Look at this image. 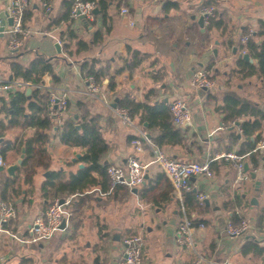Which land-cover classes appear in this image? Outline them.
Returning a JSON list of instances; mask_svg holds the SVG:
<instances>
[{
  "label": "crops",
  "instance_id": "obj_1",
  "mask_svg": "<svg viewBox=\"0 0 264 264\" xmlns=\"http://www.w3.org/2000/svg\"><path fill=\"white\" fill-rule=\"evenodd\" d=\"M7 1H0V28L8 18ZM29 1L32 17L27 22L29 34L21 49L22 59L29 61L35 54L46 56L54 63L58 79L56 82L46 74L41 84L26 85L24 89H64L72 108L79 100L86 101L91 112L99 116L103 137L109 144L101 164L122 165L130 154L150 164L151 148L143 142L138 151L132 140L143 131L150 141L162 133L159 126L149 128L147 123H140L138 116L131 117L133 125H129L107 102L129 95L138 102L169 105V101L182 97L192 113L191 121L181 126L186 144L160 148L182 161L210 160L214 177L191 179L189 192L195 194L194 199L198 193H205L207 198L190 213L205 222L193 231L195 250L181 247L175 238L176 227L183 218L181 201L156 164L149 165L147 178L138 188L116 186L106 191L97 184L83 190L84 148L63 143L57 126L39 136H35V129L10 126L0 136V154L1 149L8 147L5 155L1 154L6 165L0 166V202H12L16 215L6 225L9 232L0 230V264H120L124 239L130 235L143 239L142 264H193L198 254L203 259L201 264H264V149L256 150L264 144V79L258 74L247 76V70L238 64L243 59L240 55L246 53L239 49L245 42L244 33L248 30L256 34L261 29L264 0H169L178 6L167 11L164 0H124L121 5L114 0L108 10L110 30L100 14L94 15V25L86 24L82 18L74 20L79 37L91 44L94 32L104 33L103 40L77 57L63 52L60 36L67 23L54 24L66 0H49L52 10L48 13L43 8L44 0ZM210 1L217 15L212 26L206 20L202 26L200 9ZM124 6L130 10L127 16L120 14ZM8 25L6 22L5 28ZM257 41L261 43L263 37L257 36ZM7 44V34L0 32V80H17L11 77L12 53ZM129 47L145 55L133 71L125 65ZM83 57H98L102 64H109L116 83L114 90L108 88L109 79H105L100 93H88L79 64ZM249 63L258 67L256 59ZM200 68L207 69L214 80L212 89L191 86V77ZM8 94L9 91L0 90V106ZM229 96L253 104L262 112L250 118L262 123L251 138L254 141L259 137L254 149L261 156L259 165L254 168L249 155H244L242 161L249 164L248 177L239 182L237 161L223 155L238 154L246 141L241 125L249 117L235 122L224 120L219 108ZM68 115L69 111L64 118ZM3 118L4 114H0ZM22 148L23 163L12 176L7 168L18 161ZM250 172H255L256 177ZM57 198L71 201L73 215L69 224L47 241H32L30 226ZM235 216L250 224L248 233L238 238L226 232ZM249 243L257 244L262 251L245 252L243 247Z\"/></svg>",
  "mask_w": 264,
  "mask_h": 264
},
{
  "label": "trees",
  "instance_id": "obj_2",
  "mask_svg": "<svg viewBox=\"0 0 264 264\" xmlns=\"http://www.w3.org/2000/svg\"><path fill=\"white\" fill-rule=\"evenodd\" d=\"M77 1L78 0L64 1L62 11L54 21V24L57 26H61L64 22L67 23V27L60 36L63 43V52L67 56L76 57L83 51H87L92 44H98L103 40L104 35L103 30L94 32L92 44L79 37L77 30L73 26L75 18L72 16V9ZM81 1H90L93 2L95 6L99 7L103 23L106 25L107 31L110 30V26L107 27V21L108 18H110L108 10L111 1L114 0ZM123 1L124 0H118V5H121ZM164 1L166 11L178 6L177 2H171L169 0ZM212 4L213 2L210 1L207 5ZM216 13L217 10H215L214 16L210 18L209 24L211 26L217 15ZM31 17L32 10L28 7L24 14L25 28H27V22ZM82 19L86 24H95V16L94 20H89L85 17ZM259 23L261 29L256 34L248 30L244 33V36L248 35V39L242 43L239 48L241 52L246 51L256 59L258 61V67L256 64L246 62L243 59H240L238 64H242L244 69L247 70V76L258 74V76L264 79V21H260ZM257 36L263 37L261 43L257 41ZM22 51L14 52L9 56L11 77L13 79L32 85L41 84L46 74H50L54 81L58 79L54 63L46 56L35 54L31 60L24 61L22 59ZM144 59L145 55L129 47V55L125 58V65L133 71ZM101 62V59L98 57H83L79 60L80 68L85 76H93L95 81L101 83L103 86L105 79H109L107 86L109 89L114 90L116 83L114 81V76L110 74L109 64H102ZM24 88L25 86H21L13 89L9 91L8 98L3 97L1 99L2 105L0 106V114H4V118L0 119V136H2L4 130L10 126H22L27 129H35V136L47 134L49 131L54 130L55 125L51 122L49 117L51 92L35 87L31 88L28 93L27 89L25 90ZM117 107L127 109L130 116L133 118L138 116L140 123H147L149 128L155 126L161 127L162 133L151 140L155 145L162 147L163 145L186 144L185 133L183 132L184 128L174 124L170 107L164 102L158 104H151L148 101L138 102L127 95L118 99ZM219 109L222 114H224L225 121L235 122L240 117H249L245 119L241 125L246 141L242 144L238 154L241 156L249 155L253 167H258L261 156L259 152L254 151V149L259 137L257 136L254 141L251 138L255 131L262 127V123L258 118L254 120L250 118L259 114L261 115L262 112L257 109L255 105L242 103L234 96L226 97L224 104ZM68 111L69 115L57 126V131L63 143L85 149L81 158L82 161L86 163V166L81 170V174L86 178L85 182L82 184V189L85 190L97 184L101 185L106 191L111 189V180L107 173L108 165L101 164V159L109 150V144L103 137L99 116L93 114L87 102L82 100L76 103L75 108H72V104L68 100L67 112ZM262 117L264 118V114H262ZM23 143L24 142H21V146ZM7 150L8 147L1 149V154L5 155ZM146 192L147 190L144 191L143 195H145ZM194 198L195 194L189 192L184 200V206L188 217L193 222V226L197 228L205 221L202 218L192 216L190 213L191 208L203 204ZM242 220V217L235 216L232 223L237 224ZM243 248L245 252L252 250L258 253L262 251L255 243L246 244Z\"/></svg>",
  "mask_w": 264,
  "mask_h": 264
},
{
  "label": "built area",
  "instance_id": "obj_3",
  "mask_svg": "<svg viewBox=\"0 0 264 264\" xmlns=\"http://www.w3.org/2000/svg\"><path fill=\"white\" fill-rule=\"evenodd\" d=\"M1 1V0H0ZM30 6L29 0H8L5 5V11L7 16L12 18V24L5 28L4 33L8 36V51L10 53L20 52L24 41L27 38L29 31L24 27V14L26 9ZM95 4L90 1L78 0L72 9L73 18L85 17L89 20H93V9ZM43 8L45 11L51 12L52 4L48 1L43 2ZM215 6L206 5L201 7L200 12L205 16L206 22H209L215 14ZM122 16L130 14V10L127 6L120 9ZM131 25H135L133 20H130ZM244 41L248 39V35L244 36ZM87 83V90L90 95H95L101 92L103 85L95 81L93 76H85ZM191 86L197 89H212L215 86L214 80L211 78L209 72L205 68L198 69L190 80ZM31 86L30 83H23L19 80H0V90L11 91L21 86ZM113 107V103L107 102ZM170 111L172 113L173 122L176 126L181 127L186 122L191 121L192 113L186 100L182 97H176L169 101ZM115 112L119 114L126 123L133 125V120L129 114V111L125 108L113 107ZM68 110V96L67 91L59 89L58 91H52L50 95V109L49 117L51 122L58 126L64 119ZM146 144L151 148L153 153V159L150 164H156L159 169L170 180L174 191L181 201V208L183 211V218L178 223L175 232L176 242L181 247H189L195 250V244L193 239V226L192 220L188 217L184 206L185 194L191 190V179L193 177L203 176L209 179L214 177V171L211 167V161L205 162L199 161H182L178 160L167 153H165L160 147L155 146L149 139L145 131L141 132L140 136L132 140V144L140 151L142 150V144ZM264 149V144L256 148V150ZM227 159H233L237 162V177L236 181H242L248 177L245 172V163L242 161L243 156L235 154L234 152H228L223 155ZM150 164H144L140 161L136 154H130L125 163L122 165H108L107 173L111 180V187L126 186L130 189L138 188L145 182L146 171ZM6 165L3 156L0 154V166ZM207 198L205 193H198L197 199L203 203ZM70 199H66L63 202L57 198L49 206L46 212L39 215L30 226L29 233L30 239L36 242H43L51 239L54 234L61 230V224L65 221L66 226L69 224L73 215V210L70 206ZM16 211L12 202L9 200H3L0 202V230L6 231V225L15 217ZM202 225V224H201ZM65 226V227H66ZM64 229V228H63ZM250 229V224L247 220L234 224L229 222L226 226V232L233 238H238L246 233ZM125 251L124 256L120 264H142L144 254V242L139 235H130L124 239ZM197 253V252H196ZM198 254V253H197ZM198 254L193 264H201L203 260Z\"/></svg>",
  "mask_w": 264,
  "mask_h": 264
},
{
  "label": "water",
  "instance_id": "obj_4",
  "mask_svg": "<svg viewBox=\"0 0 264 264\" xmlns=\"http://www.w3.org/2000/svg\"><path fill=\"white\" fill-rule=\"evenodd\" d=\"M2 1H4V0H2ZM93 13H94V15H98V14L101 13V10L99 9V7L95 6L94 9H93ZM82 18H83V17H82ZM204 20H205V16H204V15L200 16V18H199V22H200V24H201L202 26H204ZM6 22H7L9 25H11V24H12V18L8 17L7 20H3V21H2V26H1V28H0V32H1V34L4 33ZM56 48H57L58 52H61V47H60V44H59V43H56ZM240 57H242L244 60H247V61H249V62H253V61H254V59L251 58L250 54L247 53V52L244 53V54H242V55H240ZM107 82H108V80H106L105 83H107ZM205 89H206V88H205ZM30 90H31V87L27 88V92H28V93L30 92ZM206 90H209V89H206ZM112 105H113V107H116V106H117V100H116V102H114ZM76 116H77V115H76ZM188 123H189V122H186L185 125H187ZM238 123H239V122H238ZM78 127H79V126H78ZM78 156H79V155H78ZM24 157H25V148H22V154H21L20 158L18 159V161H17L15 164H12V165L8 166V168H7V171H8V173H9L10 175H12V176L15 175V171H16V170L19 168V166L23 163ZM81 166H83V165H81ZM247 171H249V164H248V163L245 164V172H247ZM250 174H251V176H252L253 178L256 177L255 172H250ZM146 178H147V174L145 175V180H146ZM134 191H136V189H134ZM61 201L63 202L64 200H61ZM65 226H66L65 221H63V223L61 224V228L63 229V228H65Z\"/></svg>",
  "mask_w": 264,
  "mask_h": 264
}]
</instances>
